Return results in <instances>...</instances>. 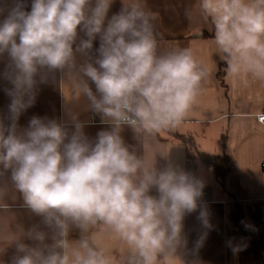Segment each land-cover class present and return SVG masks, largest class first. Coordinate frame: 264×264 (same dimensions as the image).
I'll return each instance as SVG.
<instances>
[{"label":"clouds","instance_id":"9594fccd","mask_svg":"<svg viewBox=\"0 0 264 264\" xmlns=\"http://www.w3.org/2000/svg\"><path fill=\"white\" fill-rule=\"evenodd\" d=\"M114 2L31 0L30 11L25 0L0 4L2 76L11 85L0 116V177L39 217L13 236L7 264H188L185 218L198 211L211 227L204 181L172 163L171 149L142 144L184 122L209 68L190 47L160 50L143 0H121L111 12ZM199 11L226 74L244 86L264 83V0H199ZM57 78L68 90L60 88L63 117L32 116L21 127L38 86ZM81 111L107 127L90 137ZM257 119L264 124V113ZM126 128L136 144L126 142ZM98 233L122 252L114 255Z\"/></svg>","mask_w":264,"mask_h":264},{"label":"crops","instance_id":"0c3cea01","mask_svg":"<svg viewBox=\"0 0 264 264\" xmlns=\"http://www.w3.org/2000/svg\"><path fill=\"white\" fill-rule=\"evenodd\" d=\"M3 3L11 4L12 0H0ZM143 3L154 17L160 50L192 48L197 58L208 66L209 76L184 122L155 138H143L142 144H154L163 151L171 149L172 163L204 181L201 206L208 211L211 227H202L197 219L198 211L185 218L188 245L184 258L188 264H238V251L231 253L228 248L232 228L230 213L235 205L264 211V124L257 119V114L264 113V83L249 81L244 86L226 74L225 63L216 55L211 23L199 11V0H143ZM121 6V0H115L111 12ZM6 64V55L0 57V116L6 115L10 103L4 89L11 85L2 76ZM60 88L67 93L58 78L40 84L35 104L21 115L20 126H27L32 116L61 119ZM80 119L88 122L84 130L90 137L107 127L91 112L81 111ZM122 135L127 143H137L130 129L126 128ZM200 154L229 157L224 187L215 170L202 163ZM157 162L158 166L165 163L159 158ZM21 203L20 194L7 176L0 177V264H7L14 254L13 236L39 222V217L20 207ZM204 233L203 245L196 250L195 242ZM98 235L114 255L122 252L115 238L103 233Z\"/></svg>","mask_w":264,"mask_h":264},{"label":"trees","instance_id":"16d2710c","mask_svg":"<svg viewBox=\"0 0 264 264\" xmlns=\"http://www.w3.org/2000/svg\"><path fill=\"white\" fill-rule=\"evenodd\" d=\"M25 2L28 5L26 10L30 11L31 0ZM98 47L99 42H94V48ZM199 157L204 165L215 170L221 186L224 187L229 157L226 154L223 156L200 154ZM229 222L240 237L238 264H264V211L252 206L241 208L235 205L230 213Z\"/></svg>","mask_w":264,"mask_h":264},{"label":"rangeland","instance_id":"374dc122","mask_svg":"<svg viewBox=\"0 0 264 264\" xmlns=\"http://www.w3.org/2000/svg\"><path fill=\"white\" fill-rule=\"evenodd\" d=\"M264 224V223H263ZM254 226H256L254 223H253ZM232 227V226H231ZM257 227V226H256ZM257 230H258V227H257ZM231 232H229L231 235H230V240H229V251H231V253L233 252V248H235V244L239 241L240 242V237L238 235V233L235 232V230L233 229V227L231 228L230 230ZM237 240V241H236Z\"/></svg>","mask_w":264,"mask_h":264},{"label":"built area","instance_id":"2783aa9c","mask_svg":"<svg viewBox=\"0 0 264 264\" xmlns=\"http://www.w3.org/2000/svg\"><path fill=\"white\" fill-rule=\"evenodd\" d=\"M263 168H264V164H263Z\"/></svg>","mask_w":264,"mask_h":264}]
</instances>
